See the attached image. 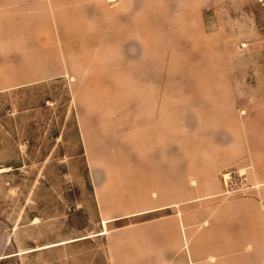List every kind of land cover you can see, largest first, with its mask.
<instances>
[{
    "label": "rangeland",
    "instance_id": "374dc122",
    "mask_svg": "<svg viewBox=\"0 0 264 264\" xmlns=\"http://www.w3.org/2000/svg\"><path fill=\"white\" fill-rule=\"evenodd\" d=\"M14 46L64 74L0 91V264H264V0H0Z\"/></svg>",
    "mask_w": 264,
    "mask_h": 264
},
{
    "label": "crops",
    "instance_id": "0c3cea01",
    "mask_svg": "<svg viewBox=\"0 0 264 264\" xmlns=\"http://www.w3.org/2000/svg\"><path fill=\"white\" fill-rule=\"evenodd\" d=\"M12 51L8 54L1 55L0 57V91L11 90L14 88H19L31 84H35L47 79L59 77L64 74V67L57 66L53 61L49 62L50 66L48 68L35 67L34 70L27 75H24L22 70V53L16 48V46L11 48ZM53 63V64H52ZM48 64V65H49ZM163 205H157L156 207L148 206L147 210H135L122 213L118 218L129 217L141 212L153 211L154 209L163 208ZM108 220H103V224L106 225Z\"/></svg>",
    "mask_w": 264,
    "mask_h": 264
},
{
    "label": "bare ground",
    "instance_id": "6f19581e",
    "mask_svg": "<svg viewBox=\"0 0 264 264\" xmlns=\"http://www.w3.org/2000/svg\"><path fill=\"white\" fill-rule=\"evenodd\" d=\"M109 1H114V0H109ZM229 174H226L225 176L227 177Z\"/></svg>",
    "mask_w": 264,
    "mask_h": 264
}]
</instances>
